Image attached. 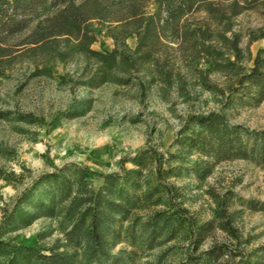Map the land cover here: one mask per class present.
Segmentation results:
<instances>
[{"label": "rangeland", "instance_id": "rangeland-1", "mask_svg": "<svg viewBox=\"0 0 264 264\" xmlns=\"http://www.w3.org/2000/svg\"><path fill=\"white\" fill-rule=\"evenodd\" d=\"M210 2L184 30L166 31L145 57L136 52V36H127V48L119 46L126 61L110 71L87 55L80 36L41 40L37 20L1 41L2 239L64 249L87 264L82 242L68 233L104 180L72 173L78 166L120 172L124 160L127 171L139 172L123 184L130 214L117 217L108 237V264H203L205 257L210 264H264V100L244 82L256 64L264 72V54L256 63L264 49V0ZM43 26L52 34L64 29L58 19ZM89 29L95 41L88 48L108 52L122 31L97 19ZM209 115L235 130L226 153L210 156L201 145L196 120ZM58 172L70 178L62 192L69 197L52 202L44 195L54 214L43 215L35 204L49 184L39 180ZM35 185L27 207L36 219L6 227ZM157 213H169L172 228L152 232Z\"/></svg>", "mask_w": 264, "mask_h": 264}, {"label": "trees", "instance_id": "trees-1", "mask_svg": "<svg viewBox=\"0 0 264 264\" xmlns=\"http://www.w3.org/2000/svg\"><path fill=\"white\" fill-rule=\"evenodd\" d=\"M212 5L210 0H0V44L5 37L22 33L29 28L33 21L38 22L36 32L40 34L41 40H46L52 36L74 34L82 38V46L86 50L90 58H94L101 63L107 71L112 70L120 62L126 61L125 56L120 52L119 46L127 48L125 40L127 36H136L137 49L142 57L147 56L148 48L155 43L161 41L166 31L178 33L184 30L188 24L190 16L196 12L208 8ZM155 6L152 12L150 8ZM44 15V18L41 16ZM51 15V16H50ZM50 16V17H49ZM58 19V24L64 29H57L55 33H48V29L44 28V23ZM92 19L102 20L111 24H117L118 29H122L116 33L115 48L108 51L90 50L88 47L95 41L91 36L89 22ZM39 43V42H38ZM264 54V49L260 51L259 57ZM108 77H103L102 83L108 82ZM244 82L251 83L257 90L259 100H264V72L256 64L249 75L246 76ZM29 121L28 117L23 121ZM197 125L200 126L201 136L199 140L203 148L208 146L209 150L206 154L216 156L226 153L227 145L236 138L235 130L227 129L223 121L217 115L199 116ZM59 123L56 120L54 127ZM198 140V139H197ZM198 140V141H199ZM134 157L133 160H137ZM124 160L121 162L120 172L103 173L91 172L86 167L78 166L72 175H75L80 181L85 180L89 175L99 176L104 180V184L98 189L96 194L90 198L91 204L80 213L77 221L68 233L70 241H81L85 247L83 253V261L87 264L98 262L99 259L105 264L109 260L108 237L113 233L114 228L119 222L118 216L125 219L130 210L127 206L130 204L128 196L121 198L124 193L123 184L133 180L130 173L139 171L130 169L127 171L124 166ZM70 178L62 173H51L44 175L39 180L40 185L46 183L48 187L44 188L41 197L36 200L35 207L43 212V215H53V206L44 204V195H47L50 201H55V195H59L60 200L68 199L67 194L70 189ZM132 181L130 185H134ZM37 191V185L30 191L21 196L18 204L10 214L6 221L7 226H13L19 221L23 225L33 222L38 215L29 209L27 199ZM117 195L121 198L122 203H117L113 196ZM24 207H21V203ZM264 211V204L259 208ZM50 211V212H46ZM169 213H157L154 215L152 232L157 228L161 232H166L168 228H172V219ZM15 227V226H14ZM203 264H210V257ZM0 264H77L73 254L67 250L61 251L52 247L43 251L35 246H24L21 244L10 243L2 239L0 234Z\"/></svg>", "mask_w": 264, "mask_h": 264}]
</instances>
